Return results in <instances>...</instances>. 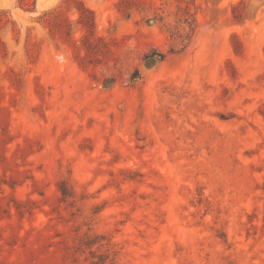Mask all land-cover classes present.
I'll use <instances>...</instances> for the list:
<instances>
[{
	"label": "rangeland",
	"instance_id": "1",
	"mask_svg": "<svg viewBox=\"0 0 264 264\" xmlns=\"http://www.w3.org/2000/svg\"><path fill=\"white\" fill-rule=\"evenodd\" d=\"M0 264H264V0H0Z\"/></svg>",
	"mask_w": 264,
	"mask_h": 264
}]
</instances>
